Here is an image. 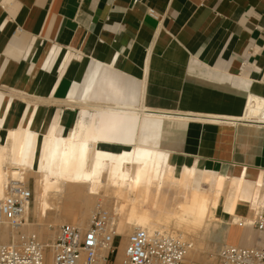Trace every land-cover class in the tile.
<instances>
[{
    "label": "crops",
    "instance_id": "0c3cea01",
    "mask_svg": "<svg viewBox=\"0 0 264 264\" xmlns=\"http://www.w3.org/2000/svg\"><path fill=\"white\" fill-rule=\"evenodd\" d=\"M250 95L264 98V0L0 4L1 133L67 135L81 107L87 123L109 105L182 114L192 121L167 162L175 174L186 167L223 178L212 230L242 247L260 236L231 217L250 219L264 205V120L244 118ZM231 230L242 236L230 240Z\"/></svg>",
    "mask_w": 264,
    "mask_h": 264
},
{
    "label": "bare ground",
    "instance_id": "6f19581e",
    "mask_svg": "<svg viewBox=\"0 0 264 264\" xmlns=\"http://www.w3.org/2000/svg\"><path fill=\"white\" fill-rule=\"evenodd\" d=\"M247 98L244 118L264 120V98ZM111 107L99 108L96 121L88 123L83 120L86 108L81 107L80 119L67 135H57L53 128L41 138L25 126L2 134L5 120L0 116V197L9 181L25 183L27 176L32 175L37 192L33 215L42 218L54 209L52 202L62 199L66 192L67 197L78 199L83 190L84 203L99 196L111 201L116 231L124 238L136 228L152 231L162 230L169 222L177 227H194L213 221L223 178L186 167L175 174L167 162L169 152L181 146L192 119L182 114H139L128 108ZM28 213L29 208L25 218ZM84 216L79 218L81 225H85ZM230 220L249 224V219L233 216ZM124 238L116 258L119 264ZM0 241L5 242L3 232Z\"/></svg>",
    "mask_w": 264,
    "mask_h": 264
},
{
    "label": "built area",
    "instance_id": "2783aa9c",
    "mask_svg": "<svg viewBox=\"0 0 264 264\" xmlns=\"http://www.w3.org/2000/svg\"><path fill=\"white\" fill-rule=\"evenodd\" d=\"M149 15L154 17L152 11ZM32 200L26 184L13 180L0 197V227L8 234L7 241L0 242V264H113L119 235L114 215L102 203L94 205L85 228L62 223L50 239L42 240L28 230L33 223L25 212ZM246 226L260 234L258 242L247 247L224 243L213 264H264V205L253 211ZM191 247L184 236L136 228L127 238L120 264H182Z\"/></svg>",
    "mask_w": 264,
    "mask_h": 264
},
{
    "label": "rangeland",
    "instance_id": "374dc122",
    "mask_svg": "<svg viewBox=\"0 0 264 264\" xmlns=\"http://www.w3.org/2000/svg\"><path fill=\"white\" fill-rule=\"evenodd\" d=\"M25 184H26V187L29 188L33 194V200H32L31 206L29 208V213H28L29 215H27V218H29V222L33 223V225L28 226V230L36 232L38 237L42 240L50 239L54 234L55 228L62 223H72L81 228L85 227L89 220L91 211L97 202L99 203L103 202L104 206L106 205L105 207L108 210H110L111 212H114L111 201L107 198H101L99 196V197L91 198L92 200L89 199L88 202L84 203V199L86 198V196H85V192L81 190L78 199L67 197L68 194L66 192L65 196L62 199L52 202L56 206L54 205V207H52L54 209L48 210L46 212V215L44 216L45 218L44 217L36 218L33 215L34 204H35L34 201L37 197L35 177L32 175H28L25 180ZM100 195H103V193L102 194L100 193ZM84 213H85V216H84ZM112 214L115 215V212ZM81 216H84L85 218V222H84L85 225L84 224L81 225L78 222ZM214 224H215L214 221L206 220L205 223L201 225H196L194 227L180 226L181 227L180 228V227H177V225H175L174 222H169L165 226V228H162V230L172 232V233H179L183 235L186 239L191 241L192 247L190 249V252L187 253L184 259V262L182 264H213L215 260V253L217 251V248L220 247L222 244H224L220 242L224 234L221 231L214 232L212 230V227ZM189 227L190 229H188ZM170 229L172 231H170ZM133 230L134 229H132L131 232H129V235L132 233ZM0 232L4 233L5 242H6L7 235H8L7 230L0 227ZM253 232L258 237L260 236V234L254 229H253ZM117 233L119 236L114 243L115 254L113 256V261H111V263L113 262V264H119L116 258L119 256V247H120L121 241L124 238L121 232H119L118 230H117ZM241 236H242V233L240 231L231 230L229 239L230 240L239 239ZM127 238L128 237L124 238L125 239L124 246L127 241ZM0 242L4 243L3 241H0ZM123 249L124 247L122 248V251L120 252V260L123 258Z\"/></svg>",
    "mask_w": 264,
    "mask_h": 264
}]
</instances>
